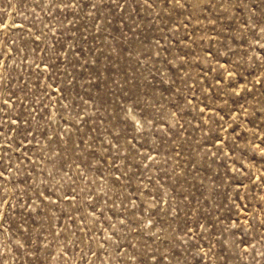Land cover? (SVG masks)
<instances>
[{"label":"rangeland","instance_id":"rangeland-1","mask_svg":"<svg viewBox=\"0 0 264 264\" xmlns=\"http://www.w3.org/2000/svg\"><path fill=\"white\" fill-rule=\"evenodd\" d=\"M0 264H264V0H0Z\"/></svg>","mask_w":264,"mask_h":264}]
</instances>
